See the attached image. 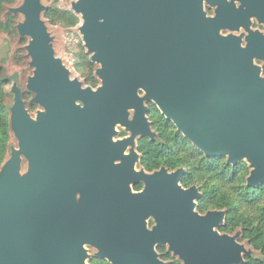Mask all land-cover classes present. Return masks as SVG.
<instances>
[{"label":"water","instance_id":"water-1","mask_svg":"<svg viewBox=\"0 0 264 264\" xmlns=\"http://www.w3.org/2000/svg\"><path fill=\"white\" fill-rule=\"evenodd\" d=\"M171 0H76L71 11L80 18L78 31L92 63L96 88L84 86L55 55L53 36L42 0L5 4L7 13L21 15L14 27L21 38L32 74L25 91L17 73L6 96L10 134L8 158L0 166V264H88L85 245L111 264H164L156 244L168 249L183 264H243L245 256L258 257L238 241L239 232L220 233L225 211H195L200 193L180 184L183 169L156 173V224L148 230L144 216L109 197L93 207L77 206L71 173L80 161V145L95 127L109 145L116 123L135 129L129 109L142 117L143 99H153L160 112L181 134L206 155L227 156L228 162L246 158L256 164L247 186L264 183V107L248 91L246 78L225 76L222 63L213 97L203 104L197 95V66L188 48L167 44ZM15 21V20H14ZM183 54V53H182ZM168 80V82H167ZM146 94L139 96L138 89ZM80 104H84L81 107ZM28 105L42 106L30 113ZM142 133H147L146 130ZM258 146L261 151L258 152ZM7 150V151H8ZM258 156L262 163H257ZM22 165L25 169L22 170ZM87 208V209H85Z\"/></svg>","mask_w":264,"mask_h":264},{"label":"flooded vegetation","instance_id":"flooded-vegetation-1","mask_svg":"<svg viewBox=\"0 0 264 264\" xmlns=\"http://www.w3.org/2000/svg\"><path fill=\"white\" fill-rule=\"evenodd\" d=\"M167 44L180 46L183 58L187 59L188 48L194 54L197 66V95L201 103L210 101L213 97L219 77L220 63L225 76L230 78L237 72L246 78L248 91L262 102L264 107V0H171L168 8ZM91 76L94 82L83 83L84 86L96 88L99 80ZM85 78V77H84ZM168 82V80H167ZM139 96L146 94L138 89ZM84 107V104H80ZM142 114L146 120L143 127L139 114L135 118V109H129L128 121H134L135 129L116 123L115 133L111 137L113 144L109 145L106 137L94 135L104 129L91 128L88 137L80 148L83 151L80 161L74 162L71 173L74 200L77 206L93 207L106 202L109 197L131 203L139 214H146L144 221L148 230L156 224L154 208L156 173L164 170L170 174L182 168L181 186L186 189L195 186L200 197L196 199L195 211L205 214L207 211L224 210L225 220L218 227L220 233L232 234L222 230L227 217V209L207 206L200 209V203L205 198V188L202 183L190 182L184 184L183 177L188 173L189 166L185 163L167 165L161 159L167 158L171 151L175 155L191 151V160H195L200 169L206 173H220L227 168L231 186L238 165H243L245 183L256 164L246 158L238 163L228 162L227 156L206 155L194 146L174 124L160 112L157 103L151 99H143ZM30 110L43 111V107L28 105ZM147 133H142L145 131ZM258 152L261 146H258ZM179 151V152H178ZM258 156L256 162L262 163ZM247 186V185H246ZM249 188L264 187V183ZM214 202V198L212 199ZM213 204V203H212ZM85 208V209H87ZM88 208V209H89ZM89 254L88 264H111L107 259L97 255L92 245L86 244ZM155 250L164 264L171 262L173 253L168 245L156 244Z\"/></svg>","mask_w":264,"mask_h":264},{"label":"trees","instance_id":"trees-1","mask_svg":"<svg viewBox=\"0 0 264 264\" xmlns=\"http://www.w3.org/2000/svg\"><path fill=\"white\" fill-rule=\"evenodd\" d=\"M13 2L14 0H0V29L9 35L15 34V16L7 13L5 19L2 20L1 14L4 5ZM44 15L52 24H61L65 27L74 26L78 22V17L74 13L59 9L55 5H51ZM15 57L18 62L21 61L19 53H16ZM76 67L88 83L94 82V78L91 76L92 64L84 53H81ZM8 83L9 79L3 73V68L0 67V166L4 160L10 136L9 111L5 105L7 93L5 91ZM25 96L27 97V94L23 93V97ZM185 152L187 153L175 155V151H171L167 158L159 161L167 165H176L182 162L189 166V171L183 177L182 182L184 184L203 182L205 198L200 203V209L207 206L225 207L227 217L225 225L221 229L231 231L241 226L242 237L249 239L253 248L260 251L258 257L245 256L243 264H264V187L254 189L246 186L243 165L237 166L231 186L227 168H224L220 173L208 174L204 171L205 169L199 168L195 160H191V151ZM213 198L214 202H212Z\"/></svg>","mask_w":264,"mask_h":264},{"label":"rangeland","instance_id":"rangeland-1","mask_svg":"<svg viewBox=\"0 0 264 264\" xmlns=\"http://www.w3.org/2000/svg\"><path fill=\"white\" fill-rule=\"evenodd\" d=\"M76 0H42V2L47 5H55L59 9L71 11V3ZM22 0H14L12 5H19ZM48 7V8H49ZM48 10V9H47ZM78 17V16H77ZM5 17H2L4 20ZM46 24L50 34L53 36V49L55 55L59 57L66 67L71 71V76L79 78L83 83H87L86 79L82 75L81 71H79L76 67V62L80 59L81 53H84L90 61L89 54L86 53V49L83 46L81 34L78 31V24L80 23V18L78 17V22L74 26L65 27L61 24H52L48 18L45 17ZM15 22H20L22 20L21 15H15ZM28 38L19 37L16 29L15 34L9 35L0 29V67L3 68V73L7 76H10L13 73H17L18 78L17 81L24 93L27 94V97H23L24 101L27 103L29 99L32 97V94L25 91V84L27 77L32 74V68L29 67V57L26 55V51L24 50V46L27 44ZM19 53L21 56V61L18 62L16 60L15 54ZM91 62V61H90ZM93 70L99 66L98 64L92 63ZM94 73V72H93ZM12 79L9 80V83L6 86V91L10 90ZM12 103V97L5 96V105ZM30 113L34 115L35 107L33 110H30ZM8 144L13 147H17V140L13 137L12 134L9 136ZM8 150V147H7ZM9 150L6 151L4 156V160L8 158ZM3 160V162H4ZM2 162V163H3ZM25 169V166L22 165V170ZM255 189V188H254ZM235 232L240 233V237L238 241L245 244L247 249H254L255 254H258V250L253 248L249 239L242 237V227L238 226L234 230H232V234ZM171 262L169 264H183L177 256L171 257Z\"/></svg>","mask_w":264,"mask_h":264}]
</instances>
